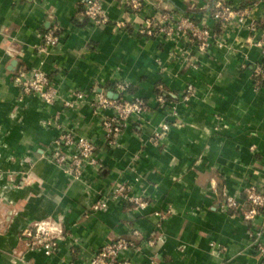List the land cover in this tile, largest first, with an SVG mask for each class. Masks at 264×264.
<instances>
[{"label": "crops", "instance_id": "0c3cea01", "mask_svg": "<svg viewBox=\"0 0 264 264\" xmlns=\"http://www.w3.org/2000/svg\"><path fill=\"white\" fill-rule=\"evenodd\" d=\"M126 1L104 0L111 25L98 27L85 15V0H0V264H88L134 230L154 242L136 239L141 250L124 254L134 264H263L253 226L223 208V195L243 203L249 186L264 188V77L255 79L264 63L257 46L264 43V0H151L140 13ZM221 5L251 12L229 27L224 48L199 54L186 40L139 32L161 12L206 14ZM55 27L59 45L40 52ZM33 69L49 74L63 99L128 82L130 100H145L148 110L109 149L87 103L48 105L15 84L20 71ZM189 86L193 95L183 102ZM157 89L178 96L175 114L158 104ZM167 121V137L153 143ZM60 126L96 142L100 171L88 167L78 180L48 161ZM122 183L148 207L110 199L108 209L92 211ZM42 221L64 231L51 256L31 251L22 236Z\"/></svg>", "mask_w": 264, "mask_h": 264}, {"label": "built area", "instance_id": "2783aa9c", "mask_svg": "<svg viewBox=\"0 0 264 264\" xmlns=\"http://www.w3.org/2000/svg\"><path fill=\"white\" fill-rule=\"evenodd\" d=\"M150 2L151 0H127L126 5L132 12L140 13ZM84 12L92 25L98 27L111 25V19L104 7V0H85ZM210 13L195 17L186 16L180 12H161L155 18L148 20L139 32L150 37L177 39V42L186 40L194 46L199 54H202L213 46L224 48L226 46L225 34L229 27L235 22L244 23L251 15L249 10H243L235 5L217 6L214 8L213 13ZM217 24H220V34L215 33L214 26ZM252 26L253 23H251ZM115 27L118 29L124 28V24L119 23ZM60 41L59 28L50 29L44 35V44L40 48V52L47 53L50 49L57 47ZM257 46L261 47L264 53V43H257ZM262 77H264V63L255 69L256 81ZM14 82L26 94L36 96L48 105L60 103L65 108L75 109L81 104L87 103L94 114L100 117L102 127L105 130L106 146L109 149L118 148L121 134L128 124L131 121L136 122V124L142 122L143 116L148 110V105L143 99L130 100L131 84L128 82H115L111 91L119 96L118 99L109 98L105 92L100 91L102 88L94 91H73L69 99H63L60 87L53 82L49 74L41 69L22 70L16 75ZM166 95V92L164 95H157L156 100L167 112L175 114L176 106L167 102ZM192 95L193 89L192 86H189L182 97L183 102L190 100ZM107 112L111 114L108 115ZM60 129L61 134L47 156L49 162L60 168L68 176L78 180L85 178L88 167H92L96 171L103 168L99 161L96 142L62 127ZM170 129L169 122H164L155 131L151 141L161 143L167 137ZM136 130L137 128L134 125L133 131L137 132ZM110 199L131 204L136 210L146 209L149 204L140 194L133 193L132 188L127 183H122L112 190L110 198L99 200L92 207V211L96 213L105 211L108 209ZM223 208L232 215L242 214L244 220L251 223V226H253L250 234L252 247L258 256L264 257V188L249 186L246 189V201L243 203L236 197L224 193ZM157 216L165 219L166 214L163 216L162 213H157ZM63 235V229L54 221L35 222L32 226L24 229L22 234L28 240V247L31 251L40 250L47 256L58 252L59 243L64 239ZM136 239H144L140 230H134L130 238H121L114 243L99 248L88 264H134L125 255L141 250ZM144 241L147 240L144 239ZM147 242L150 245L154 244L152 240Z\"/></svg>", "mask_w": 264, "mask_h": 264}, {"label": "trees", "instance_id": "16d2710c", "mask_svg": "<svg viewBox=\"0 0 264 264\" xmlns=\"http://www.w3.org/2000/svg\"><path fill=\"white\" fill-rule=\"evenodd\" d=\"M181 13H183L186 16H195V17H199V15L205 14L203 12H191V11H187V12L181 11ZM211 13H213V10H212ZM214 29H215V33L216 34L221 33L220 24H217L216 26H214ZM133 91L134 90H133L132 85H131L130 91H129V95H131L133 93ZM164 93H165V91H163L162 89H157L156 90V95H164ZM165 98H166V100H167L168 103H175V98H173L171 95L167 94L165 96ZM145 103H147V102L145 101Z\"/></svg>", "mask_w": 264, "mask_h": 264}, {"label": "water", "instance_id": "95a60500", "mask_svg": "<svg viewBox=\"0 0 264 264\" xmlns=\"http://www.w3.org/2000/svg\"><path fill=\"white\" fill-rule=\"evenodd\" d=\"M100 91L105 92L109 98H113V99H118L119 98V96L117 94H115L111 90L110 91H107V90L100 89ZM170 95L173 96L174 98H178L177 95H173V94H170Z\"/></svg>", "mask_w": 264, "mask_h": 264}]
</instances>
